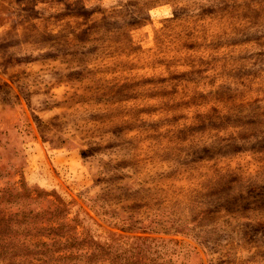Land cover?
Listing matches in <instances>:
<instances>
[{
	"label": "rangeland",
	"instance_id": "374dc122",
	"mask_svg": "<svg viewBox=\"0 0 264 264\" xmlns=\"http://www.w3.org/2000/svg\"><path fill=\"white\" fill-rule=\"evenodd\" d=\"M44 5L0 0V264H264V0Z\"/></svg>",
	"mask_w": 264,
	"mask_h": 264
},
{
	"label": "crops",
	"instance_id": "0c3cea01",
	"mask_svg": "<svg viewBox=\"0 0 264 264\" xmlns=\"http://www.w3.org/2000/svg\"><path fill=\"white\" fill-rule=\"evenodd\" d=\"M71 0H44L46 6L45 9L53 10L50 13L41 14L36 18V20L40 24V28H50L52 27L54 21L55 15L61 13V11L64 9V4L67 2H70ZM40 4H43V2H39Z\"/></svg>",
	"mask_w": 264,
	"mask_h": 264
}]
</instances>
